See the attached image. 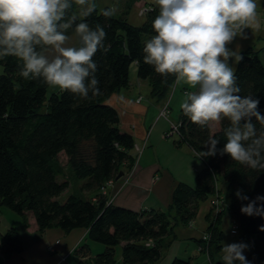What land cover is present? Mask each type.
I'll use <instances>...</instances> for the list:
<instances>
[{"label": "trees", "instance_id": "16d2710c", "mask_svg": "<svg viewBox=\"0 0 264 264\" xmlns=\"http://www.w3.org/2000/svg\"><path fill=\"white\" fill-rule=\"evenodd\" d=\"M139 1L113 0L118 6L113 17L102 15L106 6L87 18L90 26L99 23L105 27V43L110 44L107 53L99 51L93 57L98 65L101 95L82 100L58 88L47 94L50 86L41 80H25L18 75L19 61L15 58L0 59V208L15 212L25 226L31 216L41 233L49 228L66 233L86 229V238L101 244L103 250L89 256V245L83 243L73 250L82 255L77 264H158L163 250L177 238L174 229L180 224L193 228L199 205L207 201V226L195 241L194 253L188 258L174 256L169 264H190L197 255L205 261L196 264L218 260L224 264L218 255L223 247L220 225L224 216L231 222L230 232H240V238L251 244L247 256L250 264H264V231L260 230L264 215L246 216L240 212L250 200L264 196V171L239 165L228 155L199 158L203 168L196 171L194 185L177 183L165 210L133 211L107 202L102 189L124 168L130 170L138 155L133 154L132 136L120 129L119 114L107 99L130 86L133 65L137 78L147 80L151 97L166 98L175 83L174 77H161L153 66L143 62V47L154 35L152 21L158 7L146 6L144 18L136 26L127 17ZM242 54L243 61L234 68L240 95L251 93L257 97L264 114V46L246 48ZM180 111L172 135L174 145L185 144L197 156L196 152L204 150V142L215 137L220 140L217 148H223L225 137L220 126L201 128ZM227 124L223 121V126ZM262 128L264 125L257 123V129ZM59 155L64 156L63 164ZM65 169L81 184L78 194L71 193L61 202L59 194L70 185ZM237 190L249 200L239 199ZM21 250L16 227L0 233L1 254Z\"/></svg>", "mask_w": 264, "mask_h": 264}, {"label": "clouds", "instance_id": "9594fccd", "mask_svg": "<svg viewBox=\"0 0 264 264\" xmlns=\"http://www.w3.org/2000/svg\"><path fill=\"white\" fill-rule=\"evenodd\" d=\"M155 4L154 35L143 47V62L188 88L180 109L193 124L220 126L225 137L222 149L217 148L219 139L209 137L196 155L200 159L228 155L239 165L264 171V128L257 129V123L264 125V114L257 97L240 95L232 65L244 56L230 47L237 37L246 38L247 29L259 26L257 0H155ZM96 10V0H0V59L19 61L18 75L25 80H41L82 100L101 95L93 57L99 51L107 53L110 44L105 43L104 26L87 22ZM117 11L113 5L102 15L111 18ZM236 196L249 200L241 190ZM240 212L264 215V196L250 200ZM247 249L243 242L223 244L224 264H250Z\"/></svg>", "mask_w": 264, "mask_h": 264}, {"label": "crops", "instance_id": "0c3cea01", "mask_svg": "<svg viewBox=\"0 0 264 264\" xmlns=\"http://www.w3.org/2000/svg\"><path fill=\"white\" fill-rule=\"evenodd\" d=\"M149 1L140 0L132 8L137 7L139 10L140 5L143 8L149 4L156 5L155 1ZM138 13L144 18V12L138 11ZM230 47L239 50L242 45L233 42ZM130 69V86L113 93L106 102L119 114V127L132 136L133 154L138 152V155L130 170L124 168L122 176L108 181L104 194L107 202L133 211L149 208L165 210L171 204L173 187L181 182L189 186L195 183V173L199 170L195 164L193 150L185 144L177 147L166 134L175 123L168 120L167 115L162 114V110L166 107L172 117L171 105L174 100L176 104L179 100L182 101L184 96H181L177 89L178 85L174 83L166 100L151 97L147 80L137 78L134 65ZM180 87L182 94L188 91L186 86L180 85ZM138 98L140 99L136 102ZM208 208L209 204L206 213ZM3 211L0 208V233H4L9 227H16L22 242V250L5 256L0 253V263L72 264L68 261L70 255L76 256L73 257V262L82 259V255L76 254L73 250L83 243L89 245L90 240L86 238L87 230L84 228L74 229L68 233L62 229L49 228L41 233L31 216L27 217L28 223L25 226L19 215L15 213L16 217L8 212L4 214ZM206 226L207 223L201 231L188 234L187 239H192L195 243L196 239L203 235ZM55 242L59 243L55 244ZM49 246L50 250H48ZM94 250L97 251V248ZM96 251L89 250L88 255L93 256Z\"/></svg>", "mask_w": 264, "mask_h": 264}, {"label": "rangeland", "instance_id": "374dc122", "mask_svg": "<svg viewBox=\"0 0 264 264\" xmlns=\"http://www.w3.org/2000/svg\"><path fill=\"white\" fill-rule=\"evenodd\" d=\"M148 2H150L149 0H147ZM155 1V0H153ZM97 3V9L101 10L102 8L106 7V6H113L115 3L113 2V0H96ZM257 12H258V21H259V26L256 28H249L246 30V38H239L237 37V39L234 41L235 43H237L238 45H242V47L237 50V51H242L246 48H261L264 46V0H257ZM138 11H142L144 12V8L142 7V5H140L139 10L137 9V7L131 8L129 10V14L127 17L128 22L132 23L133 25L139 26L141 24V20L143 18V15H140V13H138ZM118 12V11H117ZM116 12V14H117ZM145 13V12H144ZM72 35V34H70ZM77 41L75 39V37H73L72 43L75 44ZM231 46V45H230ZM236 64H233L232 66L235 68ZM2 66L0 64V73H2ZM57 88L55 87H49L47 90V94L54 92ZM178 92L181 94V96H184V94H182V90L181 87L178 86ZM144 96V95H143ZM168 98V97H167ZM166 98V99H167ZM184 98V97H183ZM165 98L163 100H166ZM145 101V100H144ZM143 101V102H144ZM175 102L171 105V109H173L172 112V117L169 114L168 110L166 109V115H167V119L170 120L173 124H177L178 119H179V115L181 113L180 111V105L179 102L181 100H179V102L176 104V100H174ZM182 102V101H181ZM180 102V103H181ZM211 127H213L214 129H216V125H211ZM170 139H172V137H170ZM195 164L196 166L199 168V170H201L203 168V163L201 162V160L199 159V157L195 156ZM59 161L63 164L64 161V156L63 155H59ZM65 173L68 176L69 175V188L66 189L65 191H63L62 193L59 194L58 196V201L63 202L71 193H75L78 194L80 192L79 187L81 184V181L78 182L74 179L73 176H71L70 170L69 172L65 169ZM194 185V183L190 184V186L192 187ZM224 196H226V191L225 188H223V192ZM208 206V202L204 201L199 205V209H198V213L196 215V217L194 218L193 222H194V227L193 229L189 228L188 226L185 225H178L175 229V235L177 236V238L172 242V244L170 245V247L166 248L165 250H163L162 252V259L159 261L158 264H169L174 256L176 257H180V258H188V255H190L191 253H194V249H195V243L192 241V239H187L188 234H194L197 233V231H201L205 225L206 222L204 221V216L206 214V208ZM4 211V214H6L5 212H8L11 215H15L17 217V215L15 214V212L13 213L12 211H10L9 209H6L5 207L1 208ZM6 216V215H5ZM221 231L223 233L222 239H221V244L223 246V244H231V243H236V242H243L245 244L248 245V249L245 251V256H248V251L251 247V244L249 243V241L246 238L241 239V233L238 232L237 234H232L230 232V228H232L231 222L228 221V217L224 216L222 221H221ZM59 242H55V244H58ZM89 243V250H92V252L96 251L94 250L95 248H97V251L95 253H99L103 250V246L99 243H93V242H88ZM53 249V248H52ZM222 250V249H221ZM219 251L220 258L223 261V255H222V251ZM116 259H118L119 256V250L117 249L116 252ZM76 258V256L74 254L70 255L68 261L71 262L72 264H77V260H74V262L72 261V259ZM205 261V258L203 256H199L197 255L196 258H192V261L190 264H196V263H201ZM224 262V261H223Z\"/></svg>", "mask_w": 264, "mask_h": 264}, {"label": "built area", "instance_id": "2783aa9c", "mask_svg": "<svg viewBox=\"0 0 264 264\" xmlns=\"http://www.w3.org/2000/svg\"><path fill=\"white\" fill-rule=\"evenodd\" d=\"M144 10H146V8H144ZM145 12V11H144ZM166 107L162 110V114L166 115ZM176 131V126L172 125L171 128L167 131V136L172 137V135L175 133ZM103 193H104V188L102 189ZM51 247L49 246L48 250H50Z\"/></svg>", "mask_w": 264, "mask_h": 264}, {"label": "water", "instance_id": "95a60500", "mask_svg": "<svg viewBox=\"0 0 264 264\" xmlns=\"http://www.w3.org/2000/svg\"><path fill=\"white\" fill-rule=\"evenodd\" d=\"M120 176H122V172H120V173L116 176V178H119ZM214 264H222V263L218 260V261H216Z\"/></svg>", "mask_w": 264, "mask_h": 264}, {"label": "bare ground", "instance_id": "6f19581e", "mask_svg": "<svg viewBox=\"0 0 264 264\" xmlns=\"http://www.w3.org/2000/svg\"><path fill=\"white\" fill-rule=\"evenodd\" d=\"M142 12V11H141ZM174 139V137H172V140Z\"/></svg>", "mask_w": 264, "mask_h": 264}]
</instances>
